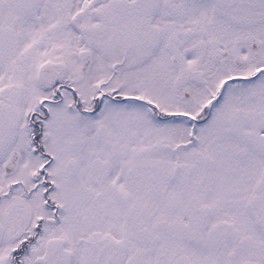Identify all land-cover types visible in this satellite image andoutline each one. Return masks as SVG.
I'll use <instances>...</instances> for the list:
<instances>
[{
  "label": "snow or ice",
  "instance_id": "1",
  "mask_svg": "<svg viewBox=\"0 0 264 264\" xmlns=\"http://www.w3.org/2000/svg\"><path fill=\"white\" fill-rule=\"evenodd\" d=\"M0 264H264V0H0Z\"/></svg>",
  "mask_w": 264,
  "mask_h": 264
}]
</instances>
